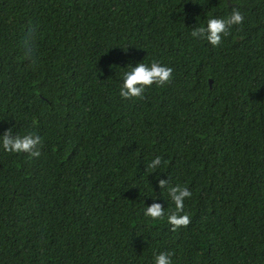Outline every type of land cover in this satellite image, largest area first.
<instances>
[{
  "label": "trees",
  "instance_id": "16d2710c",
  "mask_svg": "<svg viewBox=\"0 0 264 264\" xmlns=\"http://www.w3.org/2000/svg\"><path fill=\"white\" fill-rule=\"evenodd\" d=\"M233 10L219 44L191 35ZM136 62L171 76L121 97ZM6 128L40 143L0 148V264H264V0H0Z\"/></svg>",
  "mask_w": 264,
  "mask_h": 264
},
{
  "label": "clouds",
  "instance_id": "9594fccd",
  "mask_svg": "<svg viewBox=\"0 0 264 264\" xmlns=\"http://www.w3.org/2000/svg\"><path fill=\"white\" fill-rule=\"evenodd\" d=\"M243 21V16L238 10L231 11L225 17L209 16L203 26L195 28L191 35L202 38L211 45L219 44L221 35H226L227 30L232 25H239ZM128 65L120 74L119 94L121 97H139L145 90V87L153 83L163 84L171 76L172 69L158 62L145 64L136 62ZM124 65V66H125ZM121 67V68H124ZM40 143V137L32 134L23 136L15 135L10 128L0 132V148L7 152H28L33 156L39 155L37 146ZM161 165L159 156H155L149 163V167L156 169ZM167 183L166 179H157L159 187ZM168 196L174 203L175 210L167 216L168 222L173 226H180L188 223V216L183 212L184 199L191 193L186 187L171 186L167 189ZM163 208L159 202H152L144 207V215L152 218L163 215ZM153 264H171L170 254L159 252L154 256Z\"/></svg>",
  "mask_w": 264,
  "mask_h": 264
},
{
  "label": "water",
  "instance_id": "95a60500",
  "mask_svg": "<svg viewBox=\"0 0 264 264\" xmlns=\"http://www.w3.org/2000/svg\"><path fill=\"white\" fill-rule=\"evenodd\" d=\"M229 5H231L229 2H228ZM209 83H211V80H209Z\"/></svg>",
  "mask_w": 264,
  "mask_h": 264
}]
</instances>
